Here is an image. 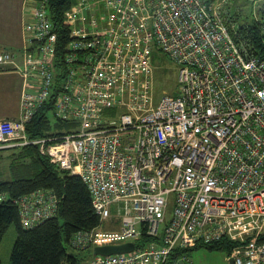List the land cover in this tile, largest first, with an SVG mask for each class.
I'll list each match as a JSON object with an SVG mask.
<instances>
[{
    "label": "built area",
    "instance_id": "built-area-1",
    "mask_svg": "<svg viewBox=\"0 0 264 264\" xmlns=\"http://www.w3.org/2000/svg\"><path fill=\"white\" fill-rule=\"evenodd\" d=\"M27 1L21 111L0 120V149L38 145L85 181L101 224L71 245L134 244L94 250L93 264H187V250L226 241L234 264H264V57L236 40L221 4L74 0L61 48L49 0ZM157 48L178 64L180 86L156 104ZM8 63L17 65L16 53L0 51ZM52 99L72 127L32 137L28 124ZM17 203L32 227L57 213L59 198L38 189Z\"/></svg>",
    "mask_w": 264,
    "mask_h": 264
},
{
    "label": "trees",
    "instance_id": "trees-1",
    "mask_svg": "<svg viewBox=\"0 0 264 264\" xmlns=\"http://www.w3.org/2000/svg\"><path fill=\"white\" fill-rule=\"evenodd\" d=\"M74 0H49L50 12L59 33V46L68 41L69 29L63 18ZM264 11V10H263ZM236 40L247 45L254 53L264 57V12L254 23L236 25ZM62 50L59 53L62 54ZM68 126L54 113L53 99L44 104L28 124L32 137L48 135L50 126ZM68 124V125H67ZM10 154L12 179L0 180V243L12 224L17 227V239L12 252V264H80L75 253L69 251L72 236L80 230H90L101 224L94 209L91 192L80 175L60 168L39 151L38 145L12 146L0 149ZM49 189L59 198L57 213L32 227L21 222L17 200L35 190ZM264 240V231L262 232ZM232 244L226 241L199 244L195 248L230 251ZM191 248L189 250H192ZM76 251H82L74 248ZM188 252V250L186 251ZM180 252H176L172 257ZM0 264H2L0 260Z\"/></svg>",
    "mask_w": 264,
    "mask_h": 264
},
{
    "label": "rangeland",
    "instance_id": "rangeland-1",
    "mask_svg": "<svg viewBox=\"0 0 264 264\" xmlns=\"http://www.w3.org/2000/svg\"><path fill=\"white\" fill-rule=\"evenodd\" d=\"M213 5L215 3H220L221 7L233 19L235 25L241 26L243 24H252L255 19H260L263 17L264 10V0H212ZM18 4V0H13L12 7ZM0 3V18H3L4 14H9V10L1 7ZM16 10H10L12 16V23L15 24V21H21V10L19 14H16ZM100 14V12H97ZM10 16V17H11ZM19 16V17H18ZM22 22V21H21ZM233 22V23H234ZM20 46V45H19ZM10 51L15 52L17 58L23 53V50H20L21 47H7ZM20 51V52H17ZM153 63V95L154 101L157 104L163 94L169 93L176 95L179 91V66L172 60L168 55L163 53L160 49H156L152 56ZM0 91V95H1ZM9 100L13 98V94L9 97ZM1 101V100H0ZM125 109H129L128 106L124 107H113L106 108L104 111V116L106 118L116 119ZM1 111V107H0ZM68 125V124H67ZM71 123L68 126H55L52 124L47 130L50 134L62 135L66 133L71 128ZM45 136H39V138ZM39 147V146H38ZM40 151V148H39ZM41 152V151H40ZM12 158L9 153L0 155V180L12 179L10 174V163ZM172 208L173 202L170 203V208L167 214V220H170L172 217ZM117 226L113 227L116 228ZM105 229L106 227H102ZM17 227L15 224H12L0 243V260L2 264H12V252L15 246L17 239ZM215 243V242H214ZM69 251L75 253L79 257L80 264H93L92 260L95 256L94 247L82 251H76L74 248L69 246ZM230 251L222 249H209L206 247L194 248L188 250L189 261L187 264H230Z\"/></svg>",
    "mask_w": 264,
    "mask_h": 264
},
{
    "label": "crops",
    "instance_id": "crops-1",
    "mask_svg": "<svg viewBox=\"0 0 264 264\" xmlns=\"http://www.w3.org/2000/svg\"><path fill=\"white\" fill-rule=\"evenodd\" d=\"M1 7L9 10V14H4L3 18H0V51H10L7 47H21L20 50H24L27 41L23 28V23L27 17V0H18V4L12 7L13 0H0ZM16 10V14H19L21 10V21H15L12 23V16L10 10ZM11 16V17H10ZM19 17V16H18ZM20 45V46H19ZM20 52V51H17ZM24 57L22 54L17 58V65L11 63L0 65V120L17 118L20 115L21 109V96L24 86V74L22 66ZM13 94V98L9 100V96ZM0 150V155L6 154Z\"/></svg>",
    "mask_w": 264,
    "mask_h": 264
},
{
    "label": "water",
    "instance_id": "water-1",
    "mask_svg": "<svg viewBox=\"0 0 264 264\" xmlns=\"http://www.w3.org/2000/svg\"><path fill=\"white\" fill-rule=\"evenodd\" d=\"M134 246L133 243H125V244H119V245H100L95 247V252L96 253H101V254H110L113 252H121L125 250H130ZM230 264H234V259L231 258ZM181 264H186L185 261L180 260Z\"/></svg>",
    "mask_w": 264,
    "mask_h": 264
},
{
    "label": "bare ground",
    "instance_id": "bare-ground-1",
    "mask_svg": "<svg viewBox=\"0 0 264 264\" xmlns=\"http://www.w3.org/2000/svg\"><path fill=\"white\" fill-rule=\"evenodd\" d=\"M264 231V230H263Z\"/></svg>",
    "mask_w": 264,
    "mask_h": 264
}]
</instances>
